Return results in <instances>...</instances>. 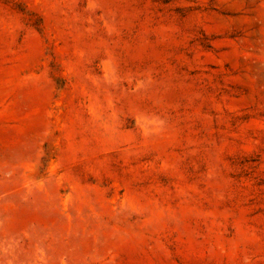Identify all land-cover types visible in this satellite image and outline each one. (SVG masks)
<instances>
[{"label": "rangeland", "instance_id": "1", "mask_svg": "<svg viewBox=\"0 0 264 264\" xmlns=\"http://www.w3.org/2000/svg\"><path fill=\"white\" fill-rule=\"evenodd\" d=\"M0 264H264V0H0Z\"/></svg>", "mask_w": 264, "mask_h": 264}]
</instances>
